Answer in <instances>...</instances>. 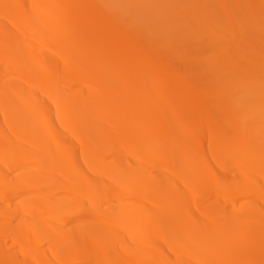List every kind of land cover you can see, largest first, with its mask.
I'll return each instance as SVG.
<instances>
[{
  "label": "bare ground",
  "instance_id": "1",
  "mask_svg": "<svg viewBox=\"0 0 264 264\" xmlns=\"http://www.w3.org/2000/svg\"><path fill=\"white\" fill-rule=\"evenodd\" d=\"M131 2L0 0V264H264V0Z\"/></svg>",
  "mask_w": 264,
  "mask_h": 264
},
{
  "label": "rangeland",
  "instance_id": "2",
  "mask_svg": "<svg viewBox=\"0 0 264 264\" xmlns=\"http://www.w3.org/2000/svg\"><path fill=\"white\" fill-rule=\"evenodd\" d=\"M143 1V0H141ZM134 3V4H133ZM139 3V0H133V2H131V8H133L134 5H137ZM148 22L151 24H154L155 22H157V15L156 14H152L150 16H148L147 18ZM259 32L261 33V30L258 28ZM246 32H250L249 29H245ZM209 35V34H208ZM210 36V35H209ZM211 37V36H210ZM196 40V39H195ZM197 43H202V47H199L197 49V53L196 54H192L194 55L192 62H187L189 63L187 65L186 68L183 69V71H189V73H192V76H194V72H199L201 69L205 68L208 63L212 64L215 63V59H217L220 54L222 53V45H220L218 42L214 41L212 38L210 40H204L201 42H197ZM264 49V43L262 41V38L258 37L257 38V45L256 46H251L249 45V43L247 44L246 47V52H240L239 54V61L238 63H236L235 61L232 63V66H237V65H242V63H244L245 61L248 60V55H254L256 54V52L258 50H263ZM189 51H190V47H189ZM182 52V48L180 50V46H177V52L178 54H180ZM170 72V71H169ZM178 72V71H177ZM177 72L175 73H169V74H178ZM228 77V75H218L216 76V79L214 81V85L213 87L216 88L219 85H221L224 80H226ZM207 189L211 188V185H207ZM206 189V190H207ZM255 226V223H254ZM192 237L188 238L185 241V244H187L189 246V241ZM177 251L176 250H171V254L174 256L176 254ZM173 256L171 257V259H173ZM259 260V261H258ZM257 261H254V259L249 260V262H252L254 264H261L260 259H258ZM183 264H190V263H183ZM248 264V263H245Z\"/></svg>",
  "mask_w": 264,
  "mask_h": 264
}]
</instances>
